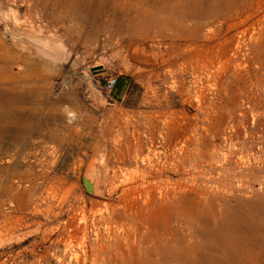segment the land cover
Instances as JSON below:
<instances>
[{
	"label": "rangeland",
	"instance_id": "374dc122",
	"mask_svg": "<svg viewBox=\"0 0 264 264\" xmlns=\"http://www.w3.org/2000/svg\"><path fill=\"white\" fill-rule=\"evenodd\" d=\"M77 1L0 0V264H264V0L227 56V14Z\"/></svg>",
	"mask_w": 264,
	"mask_h": 264
},
{
	"label": "bare ground",
	"instance_id": "6f19581e",
	"mask_svg": "<svg viewBox=\"0 0 264 264\" xmlns=\"http://www.w3.org/2000/svg\"><path fill=\"white\" fill-rule=\"evenodd\" d=\"M124 1L128 2L127 0ZM149 2L150 0L142 1V3L145 4ZM242 2L244 4V1L242 0H156L155 7H157V9H155L154 12H145L144 16H142L143 20L140 23L141 29L143 28L144 21L147 23L149 22L151 28L142 29L143 31L141 34H145V37L148 38L150 37L151 29L160 25L164 28L178 29L180 27L183 28L185 25L194 28V25H188L189 21L198 20L202 22L209 20L215 22L219 20L221 15L227 14V17L223 20L224 27L227 29L226 35L233 32L236 34L230 37H226V35L223 36V29L220 30L218 34H215L216 39L222 36L223 41L219 46H221L220 49L223 51L224 56H227L235 51V46L237 45L236 37L241 35L245 37V34L247 33V30L241 31V26L251 17L252 14H248L246 12L247 10L243 11L239 7L240 5L243 6V4H241ZM64 5L71 12L82 8L77 0H69V2H66ZM233 13H235L236 16H231ZM201 28L202 27L199 24H196L197 30H201ZM239 30L241 32H239ZM197 34L200 36V33ZM216 48H218V45H214L211 50H216ZM197 49L199 50V48ZM199 54L201 55L200 57L203 58L205 56L207 57V54H210V52H207L206 46H203L199 50ZM259 256L260 255L254 256V260L257 258V261L260 262L261 258ZM232 262H236V260L234 258L229 259L228 263L230 264ZM224 264H226V262Z\"/></svg>",
	"mask_w": 264,
	"mask_h": 264
},
{
	"label": "water",
	"instance_id": "95a60500",
	"mask_svg": "<svg viewBox=\"0 0 264 264\" xmlns=\"http://www.w3.org/2000/svg\"><path fill=\"white\" fill-rule=\"evenodd\" d=\"M90 179L92 180V184H90L89 187H88L86 185V175L83 177V184H84L85 190L90 195H96V182H97V179L96 178H92V177H90Z\"/></svg>",
	"mask_w": 264,
	"mask_h": 264
},
{
	"label": "crops",
	"instance_id": "0c3cea01",
	"mask_svg": "<svg viewBox=\"0 0 264 264\" xmlns=\"http://www.w3.org/2000/svg\"><path fill=\"white\" fill-rule=\"evenodd\" d=\"M124 88H125L124 83L121 82L117 83L116 87L112 91V97L115 99H119L123 93Z\"/></svg>",
	"mask_w": 264,
	"mask_h": 264
},
{
	"label": "built area",
	"instance_id": "2783aa9c",
	"mask_svg": "<svg viewBox=\"0 0 264 264\" xmlns=\"http://www.w3.org/2000/svg\"><path fill=\"white\" fill-rule=\"evenodd\" d=\"M118 80L116 78H111L106 82V89L111 92L116 87Z\"/></svg>",
	"mask_w": 264,
	"mask_h": 264
}]
</instances>
